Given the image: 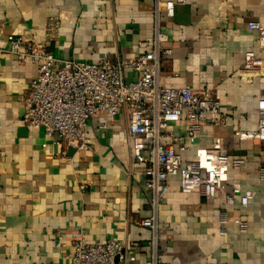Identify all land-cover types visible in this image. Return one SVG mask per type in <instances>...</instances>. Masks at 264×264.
<instances>
[{
    "label": "crops",
    "instance_id": "obj_1",
    "mask_svg": "<svg viewBox=\"0 0 264 264\" xmlns=\"http://www.w3.org/2000/svg\"><path fill=\"white\" fill-rule=\"evenodd\" d=\"M155 9V0H0V45L8 49L13 34L60 59H132L151 49ZM160 17L174 49L164 59L161 84L213 90L221 102L223 118L207 123L194 140L185 138L183 158L195 159L198 150L222 139V153L244 161L224 176L227 191L235 183L241 195H254L242 205L237 194L228 205L223 194L206 199L182 192L179 178L170 177L159 212L160 262L264 264V179L258 174L264 140L235 133L256 130L260 119L264 80H242L238 71L247 51L264 57L258 32L249 29L252 20L264 26V0H185L173 17L165 10ZM49 21L60 24L53 39ZM37 72L30 59L0 53V264H70L78 234L88 242L115 239L134 250L130 264L148 262L151 230L141 221L151 214L150 191L130 154L125 118L90 120L89 150L51 144L43 128L23 121L24 95ZM126 74L135 77L132 70ZM105 121L107 127L99 128ZM185 128V122L176 127L182 134Z\"/></svg>",
    "mask_w": 264,
    "mask_h": 264
},
{
    "label": "built area",
    "instance_id": "obj_2",
    "mask_svg": "<svg viewBox=\"0 0 264 264\" xmlns=\"http://www.w3.org/2000/svg\"><path fill=\"white\" fill-rule=\"evenodd\" d=\"M185 0H155L156 25L151 49L132 59L86 63L76 59L57 58L46 46L23 36L10 34V47L0 45V53L9 52L21 61L30 59L38 68L35 78L24 95L23 121L28 127H40L53 145L76 150L91 149L87 134L90 120L107 117L114 120L122 115L127 125V140L135 163L143 168V186L150 191V216L141 221L151 230L150 260L142 264H162L159 259V212L164 195L168 191L170 177H178L182 192H198L206 199L225 195L232 205L235 195H241L239 184L227 191L223 178L232 167H240L242 158L230 159L222 153V139L218 138L210 148L198 150L195 159L185 160L188 149L185 138L194 140L207 123L223 118L221 102L213 90L195 89L192 86H170L160 82L164 59L173 55L167 44V34L162 29L160 12L165 10L173 17L175 5ZM60 24H47L53 39ZM249 29L258 32V42L264 47V26L258 20L249 22ZM127 70L135 77L129 79ZM242 80H264V57L255 51H247L244 63L238 71ZM260 113L256 130L238 129L235 133L243 139L264 140V97L257 103ZM185 122V134L176 127ZM106 121L99 128H106ZM49 142H44L47 147ZM63 155L67 157L66 151ZM69 159V158H68ZM132 177L135 175L130 171ZM264 179V166L258 168ZM254 195L247 192L240 196L247 205ZM221 232L226 233L229 217L221 212ZM241 228L246 221L237 219ZM70 264H130L136 260L134 250L124 247L115 239L88 242L82 234L74 239Z\"/></svg>",
    "mask_w": 264,
    "mask_h": 264
}]
</instances>
